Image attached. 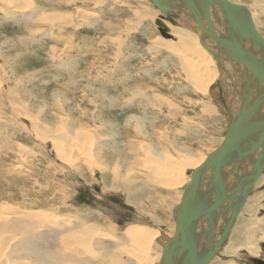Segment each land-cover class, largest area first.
<instances>
[{
	"label": "rangeland",
	"instance_id": "obj_1",
	"mask_svg": "<svg viewBox=\"0 0 264 264\" xmlns=\"http://www.w3.org/2000/svg\"><path fill=\"white\" fill-rule=\"evenodd\" d=\"M232 1L250 9L264 38V0ZM0 2V264H137L148 248L156 264L193 168L177 188L167 187L166 171L223 142L236 91L220 76L234 68L218 65L212 36L194 71L182 58L193 50L163 42L177 29L199 35L188 10L166 14L152 0ZM258 179L210 264L263 260L242 246L264 216V174ZM132 223L158 232L150 246L123 230Z\"/></svg>",
	"mask_w": 264,
	"mask_h": 264
},
{
	"label": "water",
	"instance_id": "obj_2",
	"mask_svg": "<svg viewBox=\"0 0 264 264\" xmlns=\"http://www.w3.org/2000/svg\"><path fill=\"white\" fill-rule=\"evenodd\" d=\"M154 6L168 14L174 9H189L192 19L201 29V44L208 26L209 36H213L217 52L224 61L238 65L251 75L240 90V110L233 117L222 144L208 155L205 162L192 172L190 183L184 188L180 204L175 209V233L163 250L159 264H208L211 253H200L197 239L198 225L202 220L209 223L207 236L215 233L216 215L232 208V214L225 223L215 247L227 240L241 208L247 201L255 183L264 169V39L257 33L249 9L230 0H152ZM181 12V11H180ZM214 16L226 25L225 33L233 35V40L217 36L213 30ZM202 17H204L202 19ZM161 34L170 38L169 28L162 18L155 21ZM247 42L248 47L245 46ZM251 164L242 178L232 187L221 173L223 166L230 164ZM213 172V175L210 173ZM210 176L207 189L203 187ZM216 196L210 199V196Z\"/></svg>",
	"mask_w": 264,
	"mask_h": 264
},
{
	"label": "bare ground",
	"instance_id": "obj_3",
	"mask_svg": "<svg viewBox=\"0 0 264 264\" xmlns=\"http://www.w3.org/2000/svg\"><path fill=\"white\" fill-rule=\"evenodd\" d=\"M15 1V0H14ZM19 1H22V2H27L28 1V3H29V1H31V0H19ZM231 2H233V3H235V4H239V5H244V4H242V3H238V2H234V1H232V0H230ZM258 1V0H257ZM260 1V0H259ZM22 2H20V4H22ZM1 3V2H0ZM9 3H11V2H9ZM17 6L19 5V2L17 1ZM33 3V2H32ZM31 4V3H30ZM35 4V3H34ZM6 5V4H5ZM24 5V4H23ZM27 5H29V4H27ZM31 6H33V4L31 5ZM181 6H184V5H181ZM179 7L178 9H174V11H182L184 14H186L187 15V11L185 12V10H188L189 12H190V10L187 8V9H185V8H182V7ZM256 6V5H255ZM258 6V5H257ZM184 7H186V6H184ZM11 8V7H10ZM16 8V7H15ZM18 8H20L21 10L22 9H24V8H21V7H17V9L16 10H20V9H18ZM31 8V7H30ZM33 9V8H32ZM32 9H31V11H32ZM249 9V8H248ZM10 10V9H9ZM23 11V10H22ZM33 11H34V9H33ZM32 11V12H33ZM249 11H250V9H249ZM13 12H14V10H13ZM260 12H263V10H260ZM53 13V12H52ZM55 13V12H54ZM191 13V12H190ZM250 14H251V16H252V13L250 12ZM261 14H263V13H261ZM38 15H39V12H38ZM68 15V14H67ZM66 15V16H67ZM186 15H183V17H185L186 19H188L187 18V16ZM65 17V16H64ZM63 17V18H64ZM213 18H214V21H216V22H214V26H213V30H214V27H215V25H216V23H218L219 24V26L220 27H217L216 28V31H215V33H216V35L217 36H224L227 40H233V35H231V34H226V33H224V31H223V29L225 30V28H226V24L223 22V21H217L216 19H215V17L214 16H212ZM260 17V16H259ZM67 18H69V17H67ZM204 17H202V19H203ZM60 20V19H59ZM194 20V19H193ZM252 20H253V17H252ZM44 21V20H43ZM254 22V21H253ZM53 23V22H52ZM71 24V23H70ZM62 25V24H61ZM72 25V24H71ZM167 25V24H166ZM191 25L192 26H194L195 28H197V29H199V35H189L187 32H185V31H181L180 32V29H177V31H175V32H179V33H177V35H175V36H173V38L174 39H165L166 41H163V42H165V43H167V47H169L170 49H171V51L172 52H178V50H179V48L177 47V46H179L180 47V49H181V51L183 52V51H186L188 54L189 53H191V51L193 50V52H192V54L190 55V57H186V56H184V57H182L183 59H184V62H185V67H188L190 70L191 69H193V71H194V68H195V65H196V62H195V60H196V58H199L201 55H202V53H205L206 55L208 54L206 51H204L202 48H201V46H202V44L200 43L201 42V39L199 38L200 36H201V34H202V32H201V29H200V27H199V25L195 22V20H194V22H192L191 21ZM254 25H255V23H254ZM65 26V25H64ZM104 26V25H103ZM168 26V25H167ZM67 27V26H66ZM60 27H58V29H59ZM62 28V27H61ZM103 28H105V27H103ZM169 28V27H168ZM255 28H256V26H255ZM64 29H65V27H64ZM204 29H205V33L203 34L204 35V37L206 36V35H208L206 32H208V26L205 24L204 25ZM34 30V29H33ZM39 30V29H38ZM172 31V29H170L169 28V32H171ZM174 31V30H173ZM257 31V30H256ZM60 32V31H59ZM57 33V32H56ZM63 33H65V32H63ZM258 33V32H257ZM112 34V33H111ZM259 34V33H258ZM34 35V34H33ZM57 35H59V34H57ZM61 35V34H60ZM260 35V34H259ZM261 36V35H260ZM119 37V36H118ZM164 37V36H163ZM203 37V38H204ZM213 37V36H212ZM262 37V36H261ZM58 38V37H57ZM61 38V37H60ZM64 38V37H63ZM114 38V37H113ZM214 38V37H213ZM263 38V37H262ZM264 39V38H263ZM115 40V39H114ZM114 40H113V42H114ZM117 40V39H116ZM6 42H8V41H6ZM9 43V42H8ZM56 43V42H55ZM60 43V42H59ZM65 43V42H64ZM75 45V44H74ZM207 45V44H206ZM202 46L203 48H205V50H207L209 47L208 46ZM55 46V45H54ZM57 46H59V45H57ZM193 46H194V48H195V50H194V48H193ZM245 46L246 47H248L249 48V46H248V44H247V42H245ZM59 48V47H58ZM196 49L197 50H199L198 52H196ZM217 49V48H216ZM55 50V49H54ZM211 51H213V50H211L210 49V52ZM56 52V51H55ZM194 52H195V54H194ZM213 52H217V51H213ZM50 53V52H49ZM57 53V52H56ZM212 53V52H211ZM177 54V53H176ZM199 54V55H198ZM50 55H51V53H50ZM193 57H195V58H193ZM222 57V56H221ZM54 58H55V56H54ZM60 58V57H59ZM217 58V60H218V65L222 68V70L225 72V70H224V64L226 63L225 61L224 62H222L221 60H220V58H219V56L218 57H216ZM223 58V57H222ZM193 59V60H192ZM64 60V59H63ZM64 62V61H63ZM184 62H183V64H184ZM229 64V63H228ZM70 65H71V63H70ZM89 67V66H88ZM229 67H232V68H234V71L231 73V72H225L224 74H222L220 77V79L222 80V82H223V79H224V76H226L227 78H229L230 79V82L232 83V85L234 86V90L236 91L235 93H234V95H233V97H231L232 99H231V101H230V110L232 111V109H233V112H234V114L232 115V119H233V117H235L236 116V114H237V112L240 110V100H239V98H240V90H241V85H243L244 84V82H246V81H250V79H251V75H250V73L248 72V71H244L243 69H241L240 68V66H238V65H232V66H229ZM73 68V67H72ZM93 68H94V66H93ZM187 68V69H188ZM74 69V68H73ZM91 69H92V67H91ZM5 74H6V72H4ZM11 76V75H10ZM75 76V75H74ZM112 76V75H111ZM76 77V76H75ZM79 78V77H78ZM27 80V79H26ZM196 84H197V82H195ZM89 88V87H88ZM230 88V87H229ZM92 89V88H91ZM58 90H60V89H58ZM83 90V89H82ZM88 90V89H87ZM86 90V91H87ZM129 90V89H128ZM134 90H136V89H134ZM139 91H140V89H138ZM90 91V90H89ZM153 91V90H152ZM82 92V91H81ZM94 92V91H93ZM57 93V92H56ZM97 93V92H96ZM136 93V92H135ZM138 93V92H137ZM229 94H230V92H228ZM58 94H59V92H58ZM101 95H103V94H101ZM131 95V94H130ZM228 95V94H227ZM97 96H99L98 94H97ZM135 96V95H134ZM231 96V95H230ZM161 97V96H160ZM102 98V97H101ZM116 99V98H115ZM133 99V98H132ZM159 99H161V98H159ZM110 100V99H109ZM113 100V99H112ZM128 100H131L130 98L128 99ZM157 100V99H156ZM161 100H164V99H161ZM162 103V102H161ZM263 110H264V107L259 111L260 113H258L257 114V116L256 117H259L261 114H262V112H263ZM232 119H231V121H230V123L232 122ZM225 139V138H224ZM224 141V140H223ZM222 144V143H221ZM220 144V145H221ZM218 148V147H217ZM217 148L216 149H214L213 150V152H215L216 150H217ZM213 152H211V153H213ZM210 153V154H211ZM208 155L209 154H207V155H202V157L201 158H198V160L196 161H191V159L189 158V157H184V159L186 160V161H190V162H187V163H181L179 166H178V164H176L175 163V167H171V168H169L167 171H166V173H167V177H170L171 179H170V181L169 182H167V187L168 188H177L180 184H181V182H182V180H183V175H184V171L186 170V169H188V168H193V171L196 169V168H198L200 165H202L204 162H205V160H206V158L208 157ZM195 158H197V157H195ZM251 166V164H249V162L248 163H246L245 165H243V164H240V163H235V164H230V165H225V166H223V168H222V170H221V173H222V176H223V178H224V180H225V182L228 184V185H230V187H232L237 181H239L240 180V178H242V176H243V174H244V172L249 168ZM192 171V172H193ZM212 175H213V172H210ZM264 174V169H263V171H262V173L260 174V177L262 176ZM259 177V178H260ZM191 178H192V174H190L189 175V177H188V182H190L191 181ZM210 176H208L207 178H206V180H205V182H204V184H203V187H204V189L206 188L207 189V186L209 185V182H210ZM259 180V179H258ZM257 180V181H258ZM117 182V181H116ZM122 183V182H121ZM126 183V182H125ZM256 184H257V182L255 183V185H254V187H253V189H252V191L254 190V188H255V186H256ZM118 185V184H117ZM126 185V184H125ZM129 185V184H128ZM123 186H124V184H123ZM127 186V185H126ZM146 188H147V186H146ZM166 188V187H165ZM126 189H128V188H126ZM175 190V189H174ZM171 191V190H170ZM176 191H177V189H176ZM175 191V192H176ZM183 191H184V189L182 190V192H180L181 194H180V200H179V204H180V201H181V199H182V195H183ZM252 191H251V193H252ZM175 192H174V194H175ZM254 192V191H253ZM257 192V191H256ZM176 193H178V191L176 192ZM250 193V194H251ZM171 194V192L169 193V195ZM174 196H176V195H174ZM214 196H216L215 194H213L212 193V195L210 196V199L212 198V197H214ZM255 196V195H254ZM249 197H250V195L248 196V198H247V200L249 199ZM178 198H179V195H178ZM177 198V199H178ZM252 198V197H251ZM262 196H255L254 197V199H253V201L255 202V201H261L262 200ZM171 199H172V196H171ZM174 199V198H173ZM176 201H178V200H176ZM175 201V202H176ZM178 204V205H179ZM246 204V203H245ZM244 204V205H245ZM256 204H258V203H256ZM168 205V204H167ZM260 205V204H259ZM177 207V206H176ZM176 207L174 208V209H176ZM244 207V206H243ZM255 207H253V206H251L250 208H249V210L247 209V211H250V210H253ZM242 209L243 208H241V211H242ZM240 211V212H241ZM176 214V213H175ZM231 214H232V208L230 207V208H228V210L227 211H220V213H219V215H216L215 217H216V220H215V233H214V235H211L210 237L209 236H207L206 234H205V230L209 227V223H208V221H206V220H202L200 223H199V225H198V229L196 230L197 231V239H198V243H199V250H200V253H205V255L207 254V253H211V257H210V260H209V262H208V264H210L211 263V261L215 258L214 256L218 253V251L222 248V246L224 245V243L221 245V246H219V247H215V244H216V242H217V238L215 237V234H217V233H219V235L222 233V231H223V228L225 227V223L227 222V220L230 218V216H231ZM239 215H240V213H239ZM238 215V216H239ZM243 219H245L244 217H243ZM242 221V225L244 224V220H241ZM260 222L261 223H259V221H258V227H257V229L256 230H252V232H253V235L252 236H249V232H247V234H248V237H247V240H246V242L244 243V244H242V246H243V248L245 249V252L247 251L250 255H252L253 257H262V256H264L263 255V253H258L256 250L258 249V248H260L261 246L258 244V239H257V234H258V232H257V230H264L263 228H262V226L264 227V216L263 217H261V219H260ZM143 223V222H142ZM127 227H125L123 230H125L126 232H127V234H128V232H131L133 229H135V230H138V233H140V235L138 236V234H134V233H130V236H133L132 238H134V237H138L139 238V240H141L142 241V244H144V243H146L147 242V247L148 246H150V242H152L153 241V239H154V236L158 233L157 231H155L154 232V229L152 228V227H150L149 225H145V224H130V225H126ZM175 228H176V224H175ZM72 231V230H71ZM159 231V230H158ZM150 232H154V235H148ZM174 233H175V230H174ZM260 233H262L261 234V236H260V238H261V241H264V231H260ZM172 235H174L173 233H172ZM73 236V235H72ZM169 236H171V233H169V232H163L162 233V238L161 239H163V241L165 242L168 238H169ZM78 238V237H77ZM146 238V239H145ZM74 239H75V235H74ZM171 239V238H170ZM170 239H168L167 240V243L165 244V246L168 244V241L170 240ZM157 241V239H155L154 240V243ZM226 241V240H225ZM224 241V242H225ZM259 241H260V239H259ZM165 246H164V248H165ZM164 248H163V250H164ZM125 250H127V249H123L122 250V252L124 253V251ZM151 250H152V248H151ZM230 254H234L235 253V251H228ZM247 253V254H248ZM147 254H149V248H148V250H147V252L142 256L143 258L141 259V263H138V261L136 262L137 264H154V262H153V257H148V255ZM235 254H237V253H235ZM125 255H127V257L129 258V259H131L130 258V256L131 257H133L132 255H133V252H131V251H126L125 252ZM161 255H163V253L161 254ZM157 257H155V259H156ZM162 258V257H161ZM133 259V258H132ZM161 260V259H160ZM160 260H159V258H157V262H156V264H159L158 262H160ZM263 260H264V258H263ZM133 260H131V262L129 263V264H134L133 262H132ZM233 261V260H232ZM64 263V262H63ZM69 264V263H68ZM230 264V263H229Z\"/></svg>",
	"mask_w": 264,
	"mask_h": 264
},
{
	"label": "flooded vegetation",
	"instance_id": "obj_4",
	"mask_svg": "<svg viewBox=\"0 0 264 264\" xmlns=\"http://www.w3.org/2000/svg\"><path fill=\"white\" fill-rule=\"evenodd\" d=\"M254 262L256 264H264V260H260V259H257V258L254 259Z\"/></svg>",
	"mask_w": 264,
	"mask_h": 264
}]
</instances>
